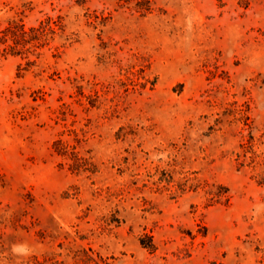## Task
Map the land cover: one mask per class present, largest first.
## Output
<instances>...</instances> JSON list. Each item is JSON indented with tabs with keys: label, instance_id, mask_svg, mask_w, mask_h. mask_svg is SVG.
<instances>
[{
	"label": "rangeland",
	"instance_id": "obj_1",
	"mask_svg": "<svg viewBox=\"0 0 264 264\" xmlns=\"http://www.w3.org/2000/svg\"><path fill=\"white\" fill-rule=\"evenodd\" d=\"M0 264H264V0H0Z\"/></svg>",
	"mask_w": 264,
	"mask_h": 264
}]
</instances>
